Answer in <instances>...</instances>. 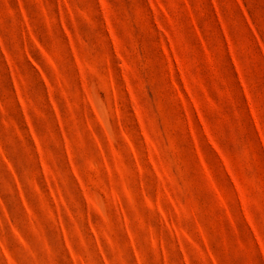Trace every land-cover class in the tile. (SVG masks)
Wrapping results in <instances>:
<instances>
[{"label":"rangeland","instance_id":"rangeland-1","mask_svg":"<svg viewBox=\"0 0 264 264\" xmlns=\"http://www.w3.org/2000/svg\"><path fill=\"white\" fill-rule=\"evenodd\" d=\"M0 264H264V0H0Z\"/></svg>","mask_w":264,"mask_h":264}]
</instances>
